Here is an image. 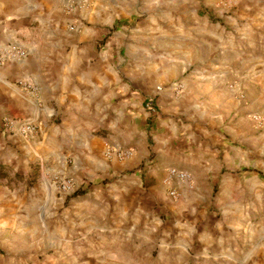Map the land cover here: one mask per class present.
<instances>
[{
    "label": "crops",
    "instance_id": "1",
    "mask_svg": "<svg viewBox=\"0 0 264 264\" xmlns=\"http://www.w3.org/2000/svg\"><path fill=\"white\" fill-rule=\"evenodd\" d=\"M170 2L149 10L125 42L120 31L114 40L112 15L98 5L87 12L92 25H77L69 0H0V48L28 52L0 67V141L13 143V164L23 154L30 169L56 160L46 166L54 173L112 180L103 186L115 190L119 230L144 220L147 239L174 238L167 220L183 203L169 193L187 188L169 180L170 168L190 172L194 185L211 159L240 154L233 135L264 131L263 7L246 6L223 24L195 9L179 26ZM179 61L201 67L181 86L187 72L179 73ZM27 119L40 128L32 140L18 131ZM110 148L133 156L109 161ZM175 254L166 252L162 263Z\"/></svg>",
    "mask_w": 264,
    "mask_h": 264
},
{
    "label": "rangeland",
    "instance_id": "2",
    "mask_svg": "<svg viewBox=\"0 0 264 264\" xmlns=\"http://www.w3.org/2000/svg\"><path fill=\"white\" fill-rule=\"evenodd\" d=\"M171 2L179 26L191 23L195 9L208 12L214 24L229 21L246 6L259 3L264 9V0ZM95 5L103 16L111 13L114 40L122 33L125 42L151 10L168 8L164 0H69L67 8L80 19L77 25H92L87 12L92 14ZM178 63L179 73L187 72L179 76V86L191 70L201 68ZM258 132L241 138L232 134L236 142L231 144L240 154H222L209 161L210 168H199L197 183L180 194L176 200L183 204L168 217L172 239L161 232L147 239L144 220L119 230L112 212L115 190L105 187L112 180L94 183L88 175L82 181L54 173L46 166L56 160L43 169L35 162L30 169L23 154L13 164V143L0 141V165L9 174L0 181V264H163L166 252H176L170 264H264V131ZM68 180L74 187L64 188Z\"/></svg>",
    "mask_w": 264,
    "mask_h": 264
},
{
    "label": "built area",
    "instance_id": "3",
    "mask_svg": "<svg viewBox=\"0 0 264 264\" xmlns=\"http://www.w3.org/2000/svg\"><path fill=\"white\" fill-rule=\"evenodd\" d=\"M89 1V0H85ZM28 55V52L26 50H23L21 48L17 47H8V48H0V67L5 66L9 63H12L17 60H21L26 58ZM20 86L23 88L31 89V86L27 82H20ZM164 90L163 86H160L157 88L158 92H162ZM154 100L150 99L149 103L152 107L154 104ZM256 120L262 121L261 118L255 117ZM18 131L20 134L28 139H34L36 138L40 133V128L36 120L34 119H27L24 122L20 124ZM106 156L109 161L116 160L125 162L127 160H130L133 156L132 150L130 149H107ZM168 177L170 181L177 182L181 184L184 187H191L194 182V177L190 172L180 170L177 168H170L168 170ZM72 188L74 187V182L72 180H68L64 182V188ZM170 197L173 199H178L180 197V193L178 190L174 189L169 193Z\"/></svg>",
    "mask_w": 264,
    "mask_h": 264
},
{
    "label": "trees",
    "instance_id": "4",
    "mask_svg": "<svg viewBox=\"0 0 264 264\" xmlns=\"http://www.w3.org/2000/svg\"><path fill=\"white\" fill-rule=\"evenodd\" d=\"M9 178V174L6 170V167L3 165H0V181L5 180ZM16 179L20 182L23 181V177L21 175H16ZM36 181L35 178H33V181L31 182V185Z\"/></svg>",
    "mask_w": 264,
    "mask_h": 264
}]
</instances>
